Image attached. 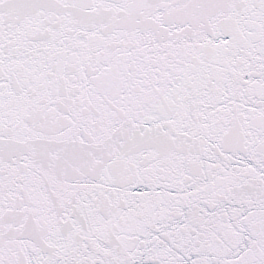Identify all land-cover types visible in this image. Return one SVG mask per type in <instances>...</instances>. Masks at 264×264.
I'll return each mask as SVG.
<instances>
[{
    "label": "snow or ice",
    "instance_id": "snow-or-ice-1",
    "mask_svg": "<svg viewBox=\"0 0 264 264\" xmlns=\"http://www.w3.org/2000/svg\"><path fill=\"white\" fill-rule=\"evenodd\" d=\"M0 264H264V0H0Z\"/></svg>",
    "mask_w": 264,
    "mask_h": 264
}]
</instances>
